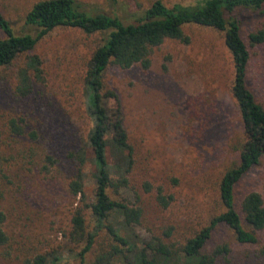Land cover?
Masks as SVG:
<instances>
[{
    "label": "rangeland",
    "instance_id": "1",
    "mask_svg": "<svg viewBox=\"0 0 264 264\" xmlns=\"http://www.w3.org/2000/svg\"><path fill=\"white\" fill-rule=\"evenodd\" d=\"M40 0H0V13L16 35L34 34L24 17ZM92 15L106 14L130 23L156 0H75ZM167 7L192 5L199 0H160ZM240 34L250 53L247 83L258 101L264 97V41L250 45L249 35L264 34L261 10H238ZM187 43L166 39L154 48L147 69L140 65H110L103 73V107L112 115L119 107L134 164L128 187L116 197L141 209L133 233L140 240L158 237L179 248L224 212L219 184L235 167L244 132L231 94L233 63L222 35L196 25L183 28ZM5 34L0 30V39ZM106 34L87 35L78 29L56 28L34 50L0 69V210L4 241L0 264H32L44 256L46 264H80L81 246L70 240L71 218L82 208L70 194L73 178L70 154L86 145L91 122L85 106V75L94 50ZM28 55L41 61L42 80L32 79L31 92H16L17 72ZM107 92L117 96V101ZM15 119L21 135L10 132ZM34 134L35 137L30 136ZM89 161L92 152L86 149ZM111 163V159H110ZM94 168L85 165L84 193L93 198ZM171 197L166 208L157 202L158 190ZM257 192L264 203V157L235 186V202ZM89 229L90 211L82 209ZM118 226L121 221L112 216ZM264 240V234L261 233ZM101 232L84 256L91 264L106 248ZM226 246L216 264H264L257 249L236 242L230 229L216 226L204 251ZM114 264H123L116 260Z\"/></svg>",
    "mask_w": 264,
    "mask_h": 264
},
{
    "label": "trees",
    "instance_id": "2",
    "mask_svg": "<svg viewBox=\"0 0 264 264\" xmlns=\"http://www.w3.org/2000/svg\"><path fill=\"white\" fill-rule=\"evenodd\" d=\"M261 10L264 0H199L192 5L174 4L167 7L160 0L154 1L140 16L125 23L115 16L89 14L75 0H40L33 4L24 17V24L34 29V34L13 33L10 23L0 13V30L5 34L0 39V69L10 66L19 57L30 53L39 41L56 28L78 29L87 35L106 34L102 44L92 53L85 75V106L91 122L86 145L70 154L73 178L68 184L69 192L79 197L82 208L71 218L69 237L82 245L77 257L80 264L90 252L101 232H105L108 243L91 264H114L117 259L123 264H216L219 256L228 252L226 246L212 252L204 251L213 229L224 225L230 229L237 243L257 249V256L264 263V203L257 192H249L239 204L235 202V186L240 179L264 157V97L258 101L247 83L250 53L240 34L238 10ZM186 25H196L222 35L223 44L231 55L233 80L231 94L236 103L244 132V144L238 164L226 171L219 184V198L224 212L213 217L209 224L198 231L185 244L173 248L158 237L140 240L133 227L140 223L141 209L129 207L116 197L128 187V176L134 164L133 150L127 142L119 107L110 114L102 105V77L110 65L129 68L150 66L151 51L166 39L187 43L183 33ZM250 45L262 43V32L249 35ZM41 61L28 55L23 67L17 72L16 92L25 97L31 92L32 79L42 80ZM117 101V96L107 92ZM11 133L21 135L22 129L15 119L8 123ZM30 136L35 137L34 134ZM92 152V161L86 149ZM111 159V163H110ZM94 168L95 184L93 198L86 201L84 187L85 165ZM171 197L157 193L158 204L166 208ZM82 209L90 211L93 220L89 229ZM117 217L121 224L112 222ZM5 215L0 210V244L4 241L1 225ZM59 258L51 260L58 264ZM44 256H37L32 264H46Z\"/></svg>",
    "mask_w": 264,
    "mask_h": 264
}]
</instances>
